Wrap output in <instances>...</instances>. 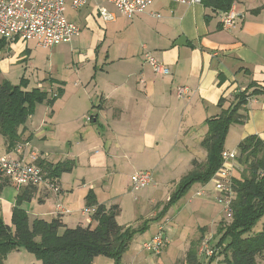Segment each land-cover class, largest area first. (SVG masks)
<instances>
[{
	"label": "crops",
	"instance_id": "1",
	"mask_svg": "<svg viewBox=\"0 0 264 264\" xmlns=\"http://www.w3.org/2000/svg\"><path fill=\"white\" fill-rule=\"evenodd\" d=\"M99 6L115 12V20H100L96 15ZM231 6L239 16L228 29L221 27L218 13L221 10L204 3L187 5L172 0H152L145 12L132 18L117 14L110 3L88 0L80 7L86 9V13L79 17V25L77 20L66 16L79 27L90 29L95 46L86 54V63H77L70 68V73L78 80V83L74 82L71 108H56L66 95V82L47 76L43 84L50 85L48 96L56 97L51 104H43L51 109L46 106L38 115L33 112L19 128L26 139L20 143L23 149L19 155L27 159L34 156L37 162L53 166L63 161L70 164L67 171L52 178L57 191L45 184L35 186L30 201L38 203V213L31 216L26 210V201L21 203L30 223L35 218L51 220L57 217L67 227L93 223L92 214L82 213L87 206L88 193L106 207L117 204V219L120 220L125 213L121 200L129 191L123 192L119 202L110 191L115 172L123 164L136 166L130 176L137 171L149 170L153 183L138 190V195L128 206L129 219L121 223L134 227L143 225L144 229L132 242L141 236H144L141 243L149 240L163 226L161 234L166 239H174V244L179 243L184 235L183 224L204 221L215 211L218 217L225 216L212 176L206 182L192 183L191 186L198 188L176 210L172 207L191 186L178 200L168 206L167 203L175 188L171 185L176 186L191 170L193 159L201 163L206 160V150L201 145L208 130L206 120L227 108L234 92L248 89L251 84L264 86V0H233ZM121 36L123 40L118 44L116 40ZM28 41L7 42L5 47L8 52L14 49L21 58H28L31 52ZM134 43L138 50L153 54L171 73L154 74L149 63L135 58ZM112 46H116L115 57L119 56L116 59L108 57ZM178 87H186L187 91L179 95ZM221 99L223 102L219 106ZM246 110L247 119L243 123L230 125L223 150H228V133L236 138V142L250 134L264 139V92L251 95ZM0 145V156L15 154L6 149L2 136ZM200 191L203 192L198 195ZM17 193L18 188L10 183L1 191L3 215L8 217L7 206H11L12 211ZM59 206L63 212L59 211ZM175 214L178 219L173 225L177 227L176 231L163 224L167 216ZM3 220L10 222V218L6 221L3 217ZM215 233L205 235L215 236ZM212 242H216L215 237ZM137 243H131L127 249L130 256L127 264H149L145 250H138ZM173 246L171 244L164 252L165 257L159 264L167 261L171 264L182 250L187 251V247L181 250ZM17 257L30 259L20 250H14L8 253L4 264H15L11 260ZM38 261L31 260L33 264H39Z\"/></svg>",
	"mask_w": 264,
	"mask_h": 264
},
{
	"label": "trees",
	"instance_id": "2",
	"mask_svg": "<svg viewBox=\"0 0 264 264\" xmlns=\"http://www.w3.org/2000/svg\"><path fill=\"white\" fill-rule=\"evenodd\" d=\"M201 3L227 10L233 0H201ZM6 44L7 41L0 38V48ZM249 88L234 92L228 107L218 116L206 120L208 130L201 141L206 160L201 163L193 159L191 170L175 186L167 206L183 196L192 183L206 182L218 169L230 125L243 123L247 119L248 98L264 92V86L251 84ZM55 97H49L48 92L39 87L28 89L25 81L18 84L0 81V136L5 139L8 151L26 140L19 128L33 113L36 104H51ZM222 102L221 99L219 106ZM236 150L237 166L232 175L233 198L229 206L231 218L225 216L218 224L215 236L212 235L210 246L214 253L206 264H264V221L255 231V226L264 217V139L257 134L247 135L238 142ZM35 163L51 179L70 168L69 161L54 166L41 161ZM8 184L7 178L0 174V193ZM16 187L18 193L10 223H5L0 214V264H4L8 253L20 249L33 254L41 264H93L98 256L119 264L135 235L144 229L143 225L134 227L119 223V206L106 207L97 203L92 193L86 198L87 206L94 207L93 223L67 227L58 217L51 220L35 218L30 223L21 203L30 201L35 186ZM214 237L215 243L212 242ZM202 238L199 244L196 241L190 244L181 264H201L197 254H200L198 248Z\"/></svg>",
	"mask_w": 264,
	"mask_h": 264
},
{
	"label": "built area",
	"instance_id": "3",
	"mask_svg": "<svg viewBox=\"0 0 264 264\" xmlns=\"http://www.w3.org/2000/svg\"><path fill=\"white\" fill-rule=\"evenodd\" d=\"M88 0H71V7L79 9ZM110 3L116 9L117 14L132 18L133 16L145 12L152 0H101ZM177 3L193 5L201 3V0H172ZM65 12V0H0V38L7 42L16 40L28 41L35 40L38 45L51 47L63 42L70 41L79 35L81 29L74 22L67 19ZM219 19L221 27L230 28L239 13L233 6L227 10H221ZM97 17L103 22L115 20L116 13L108 10L104 6H99L96 11ZM159 16V14H153ZM145 61L150 64L154 74L159 76L169 75L170 69L162 62L154 58L150 53H145ZM186 87H178L177 93L184 94ZM23 145L18 144L14 150L15 154L10 153L0 156V174L7 178L10 184L16 186L45 184L50 189L57 191L55 182L46 176V172L35 163V157L27 159L19 155L22 153ZM236 149L222 150L221 164L211 177L214 190L218 193L223 203V211L227 219L231 218L230 204L233 198L232 175L237 166ZM152 182L151 172L141 170L130 176L132 190H139ZM203 191L197 192L200 195ZM63 212L61 206L58 207ZM94 208L86 206L82 213L92 214ZM163 226L159 227L156 235L149 240L142 242V249L159 254L167 246L168 239L161 232ZM212 235L203 236L198 252L210 257L214 249L210 246Z\"/></svg>",
	"mask_w": 264,
	"mask_h": 264
},
{
	"label": "rangeland",
	"instance_id": "4",
	"mask_svg": "<svg viewBox=\"0 0 264 264\" xmlns=\"http://www.w3.org/2000/svg\"><path fill=\"white\" fill-rule=\"evenodd\" d=\"M70 3H71V0H65L64 14L68 18L77 20V23L79 25V22H78L79 17L83 16L86 13V9L82 7V8H79L78 10H74L72 9ZM80 28H81L80 34L73 37L70 41L63 42V43H60L58 45L51 46V47H43V46L36 44L37 42L35 40H29L28 47L31 49L30 50L31 52L28 55V58H25V57L21 58L20 54L16 52L14 49H11L10 52H8V47L0 48V81L8 80L14 84H18V83H21L22 81H25L27 82V86L29 87L28 89H32V87L38 86L40 87V89L46 92H49L51 90L50 85L43 84L44 83L43 81H45L44 80L45 77L51 76V77H54L60 80H64L66 82V95L64 99L59 103V105H56V108L60 107L65 110L70 109L71 108L70 104H72L73 96L75 95L74 82L78 83V80L74 78L72 73H70L71 71L70 68H73L77 63L79 64L86 63L87 61V59L85 58L86 54H88L91 51V48L95 46L92 44L93 35L90 29L85 26H81V25H80ZM121 40H123V36H121V39H117L116 41L119 44ZM17 41L18 40H16V42ZM108 44L110 43L108 42ZM110 45H114V44L112 43ZM132 45L131 47H132V50L134 51L135 58L137 60L144 61L145 51H142L141 49L138 50V46H134L135 43ZM17 46H19V44ZM116 46H112V48L110 49L109 54H108L109 59H116L117 57H119L118 55L117 57H115ZM141 51L143 54L141 53ZM23 58H25L26 60H23ZM102 58L103 57H101V59ZM47 79L49 80V78ZM42 84L43 86H41ZM55 85L57 84L55 83ZM55 85H53L52 87H54V89L56 90L57 87ZM78 91L80 92V90H77L76 92ZM46 106L43 103L36 104L33 112H35L38 115V113H42L45 110L44 108ZM46 108H50V107L47 106ZM229 134L230 133H228L229 137L227 136L228 138L226 141V148L228 150H233L237 148L238 142H236V138L232 137V134L230 135ZM34 145H36V142H34ZM32 147L34 148V150H38L34 146ZM0 150H1V145H0ZM34 161L37 162L36 160ZM135 167H136L135 165H131V164L120 165L118 167L119 170L115 172V175H114L115 179L113 178L114 184L112 185L110 194L116 195V202L120 201L119 197L123 194L125 190L126 192L129 191V194L124 196V200L123 199L121 200V205L125 209V213H123V216L120 218V220H118L119 223H126V221L129 219L131 212L128 209V206L131 205L132 198L138 195V192H139L138 190L131 191L132 187L130 185V173L136 170ZM64 173H68V172H64ZM152 184L153 183L147 186L149 187ZM171 186L174 188L175 187L174 183ZM197 188L198 186H191L188 192L183 197H181L180 200L172 207V210L173 211L176 210L180 205L185 203L187 198H189ZM187 203H190V202H187ZM25 207H26V210L31 214V216H33V214L35 213H38L37 211L39 209V205L36 201H26ZM6 208H8V213H9L8 217L5 216V214L3 215V210L0 209V212L2 214V218L4 217L6 221H9L10 214H11V206H7ZM215 212L217 213V211ZM216 213L211 216H208V218L204 221L196 220V221H190V223L187 222L185 225L183 224L184 235L182 237V240L179 243L174 244V239L167 237L168 244L159 254H152L145 250L146 260L148 261V263L149 264H159V260L162 259V257H165L164 252L168 250L171 244L181 248V250L184 249L185 247H187L188 249L192 242L200 241L199 238L201 235H205V233L207 232L208 233L211 232L214 234L215 231L217 230L219 220L222 218H225L224 215L223 217L222 215L221 217L219 215L220 217L219 218L216 215ZM263 221H264V217L261 218V220H259V222L255 226V231L261 228ZM177 222H178V219H177V215L175 214L172 216H167V218L164 219L163 224H166L169 227H173L174 231H176L177 227H174L173 225L174 223H177ZM202 223H206V224L203 225ZM186 232L188 233L186 234ZM185 234H186V237H185ZM136 235H139V234H136ZM143 237L144 236H141V239ZM141 239H137V240L135 239L131 243H134L135 241H137L139 243L138 250L141 249V251H144V249L142 250L140 246V244H142L140 242ZM197 247H198V244H197ZM20 251L23 253V255L27 256L30 259L27 260L22 257H17V258H14L13 261L11 260V262L15 264H33L31 260L38 261L33 256V254L29 253L28 251H25L23 249H20ZM184 251L185 250H182L181 255L178 258H176L175 261L171 264H181L182 260L185 257L186 251L185 252ZM127 252L128 251H126L123 254L121 263L119 264L129 263L128 261L130 259V256L127 255ZM178 254L179 252L177 251V255ZM197 258L201 264H206V262L209 259L208 256H204L202 254L201 255L197 254ZM38 262L39 264H41L40 260ZM93 264H116V263H114L108 257L98 256L95 258ZM163 264H170V263L167 261V263H163Z\"/></svg>",
	"mask_w": 264,
	"mask_h": 264
}]
</instances>
